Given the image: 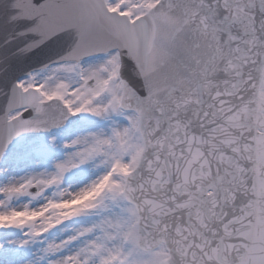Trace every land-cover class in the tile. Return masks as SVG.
Here are the masks:
<instances>
[{
	"label": "snow or ice",
	"instance_id": "6c2138e0",
	"mask_svg": "<svg viewBox=\"0 0 264 264\" xmlns=\"http://www.w3.org/2000/svg\"><path fill=\"white\" fill-rule=\"evenodd\" d=\"M0 264H264V0H0Z\"/></svg>",
	"mask_w": 264,
	"mask_h": 264
}]
</instances>
